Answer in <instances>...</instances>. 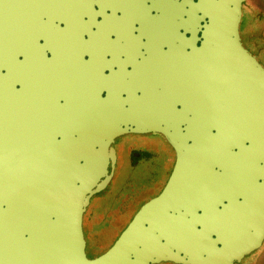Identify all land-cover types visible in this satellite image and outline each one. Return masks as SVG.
I'll list each match as a JSON object with an SVG mask.
<instances>
[{
	"label": "water",
	"instance_id": "water-1",
	"mask_svg": "<svg viewBox=\"0 0 264 264\" xmlns=\"http://www.w3.org/2000/svg\"><path fill=\"white\" fill-rule=\"evenodd\" d=\"M194 14L178 81L130 113L104 100L99 120L95 103L76 101L66 119L34 122L14 77L0 80V264H242L263 247L264 65L242 43L257 23L247 0H198ZM127 132L161 135L177 162L164 190L89 258L85 213Z\"/></svg>",
	"mask_w": 264,
	"mask_h": 264
},
{
	"label": "flooded vegetation",
	"instance_id": "flooded-vegetation-1",
	"mask_svg": "<svg viewBox=\"0 0 264 264\" xmlns=\"http://www.w3.org/2000/svg\"><path fill=\"white\" fill-rule=\"evenodd\" d=\"M197 2L0 0V80L5 76L14 77L12 81L20 90L22 100H31L34 122L66 119L68 103L76 101L95 103V116L99 120L104 100H114L119 108L130 113L136 98L151 89L160 92L167 83V74L174 77L177 70L180 74L182 57L193 54ZM133 5L136 10L132 9ZM256 18L260 25L259 17ZM123 23H127L126 27ZM259 25H255L248 38L255 48L261 41L254 37ZM124 28L128 30L124 32ZM242 43L247 48L244 38ZM113 146L116 164L106 189L118 180L121 165L141 170L148 186L169 167L164 190L177 162V152L168 141L152 132H127L117 137ZM157 167L162 168L158 173ZM161 192L151 195L136 212ZM84 234L88 244L86 217Z\"/></svg>",
	"mask_w": 264,
	"mask_h": 264
},
{
	"label": "rangeland",
	"instance_id": "rangeland-1",
	"mask_svg": "<svg viewBox=\"0 0 264 264\" xmlns=\"http://www.w3.org/2000/svg\"><path fill=\"white\" fill-rule=\"evenodd\" d=\"M249 2L253 12V14L251 13L252 16L255 20H257L256 17L258 16L260 21L254 37L261 39V41L258 48L252 45L251 39H248L249 36H244V41L247 48L264 65V52L260 53L261 50L264 51V0H249ZM247 7L249 13L248 2ZM172 78L174 77L172 76ZM167 84L174 85V80L171 83L167 82ZM159 169L162 168L157 167V173ZM169 169L167 167L166 173L159 175L153 181L154 183L148 186L141 176V170L132 169L129 166L122 167L120 165L118 180L115 184L110 189H105L93 196V202L87 208V216L85 217L88 244L86 252L89 257L95 258L103 254L115 243L144 201L151 197V195L153 196L163 190L162 187L169 175ZM160 264L174 263L163 262ZM242 264H264V245L252 256L247 257Z\"/></svg>",
	"mask_w": 264,
	"mask_h": 264
},
{
	"label": "bare ground",
	"instance_id": "bare-ground-1",
	"mask_svg": "<svg viewBox=\"0 0 264 264\" xmlns=\"http://www.w3.org/2000/svg\"><path fill=\"white\" fill-rule=\"evenodd\" d=\"M88 1H89V0H88ZM151 1H152V0H151ZM185 1H186V0H185ZM187 1H188V0H187ZM185 3H186V2H185ZM125 5H126V4H125ZM128 7H131V5H129ZM133 7H134V5H133ZM132 9H135V7L132 8ZM132 9H131V11H132ZM117 10H118V9H117ZM124 10H125V9H124ZM135 10H136V9H135ZM126 11H127V10H126ZM128 11H130L129 8H128ZM133 11H134V10H133ZM133 11H132V12H133ZM139 11H140V10H139ZM183 11H184V10H183ZM187 11H188V10H187ZM191 11H192V10H191ZM191 11H190V12H191ZM180 12H181V11H180ZM184 12H186V11H184ZM123 13H124V12H123ZM186 13H187V12H186ZM125 14L127 15V12H126ZM128 14H129V12H128ZM131 16H132V15H131ZM133 16H134V15H133ZM187 16H188V15H187ZM188 17H189V16H188ZM130 18L132 19V17H129V20H130ZM134 18H135V17H134ZM60 19H61V18H59V20H60ZM127 20H128V19H127ZM186 20H187V19H186ZM121 21H122V20H121ZM123 21H126V20H123ZM139 21H140V20H139ZM188 21H189V19H188ZM190 22H192V21H190ZM66 23H67V22H66ZM187 23H188V22H187ZM123 24H124V23H123ZM125 24H127V23H125ZM125 24H124V25H125ZM188 24H189V23H188ZM191 24H192V23H191ZM95 25H96V24H95ZM98 25H99V24H98ZM116 25H117V24H116ZM119 25H120V24H119ZM121 25H122V23H121ZM124 25H123V26H124ZM183 26H184V25H183ZM186 26H187V25H186ZM125 27H126V25H125ZM97 28H99V27H97ZM127 28H129V26H127ZM127 28H126V29H127ZM183 28H185V27H183ZM121 29H122V28H121ZM126 29L124 28V32H125ZM137 29H138V28H137ZM140 29H141V28H140ZM185 29H187V28H185ZM122 30H123V29H122ZM122 30H121V31H122ZM127 30H128V29H127ZM138 30H139V29H138ZM113 32H114V31H113ZM115 32H116V31H115ZM117 32H118V31H117ZM124 32H123V34H124ZM90 33H91V32H90ZM126 33H127V32H126ZM116 34H117V33H116ZM121 34H122V32H121ZM88 35H90V34H88ZM104 35H105V34H104ZM104 35H103V36H104ZM124 35H125V34H124ZM124 35H123V36H124ZM90 36H91V35H90ZM100 36H101V35H100ZM120 36H121V35H120ZM126 36H127V35H126ZM101 38H102V37H101ZM107 38H108V37H107ZM99 39H100V38H99ZM100 40H101V39H100ZM103 41H104V40H103ZM114 42H115V40H114ZM94 43H95V42H94ZM102 43H105V41L102 42ZM102 43H101V44H102ZM95 44H97V43H95ZM95 44H94V45H95ZM115 44H116V43H115ZM98 45H99V44H98ZM131 45H132V44H131ZM183 45H186V42H185V41H183ZM188 45H189V44H188ZM95 46H97V45H95ZM102 46H103V44H102ZM116 46H117V45H116ZM83 47H84V46H83ZM88 48H89V46H88ZM90 48H91V46H90ZM82 49H83V48H82ZM82 49H81V50H82ZM92 49H93V48H92ZM86 52H87V50H86ZM172 54H173V53H172ZM172 54H171V55H172ZM65 55H66V54H65ZM171 55H169V57H171ZM163 56H166V55H163ZM63 57H64V56H63ZM66 57H67V56H65V58H66ZM44 59H45V58H44ZM170 59H171V58H170ZM170 59H169V61H170ZM162 60H163V59H161V61H162ZM166 60H167V59H166ZM166 60L164 61V65H165V63H167ZM184 60H185V59H184V56H183V57H182V61H181V63H182ZM159 61H160V60H159ZM169 61H168V62H169ZM44 63H45V62H44ZM49 63H50V62H49ZM52 63H53V61H52ZM57 64H58V63H57ZM158 64H159V63H158ZM160 64H163V63L160 62ZM42 65H43V64H42ZM42 65H41V66H42ZM49 66H50V65H49ZM37 67H38V66H37ZM178 75H179V74H178V70H177V73H176V71H175V76H174V78H172V75H171V74H170V75L167 74V76L165 77V80H166L167 82H170V83L174 80V83H175V82H176V79H177V77H178ZM166 85L170 86L171 84H167V83H166V84L163 85L162 87H164V86H166ZM153 93H154V91L151 89L149 92L145 93V95H146L147 97H150ZM245 186H247V185H245Z\"/></svg>",
	"mask_w": 264,
	"mask_h": 264
},
{
	"label": "crops",
	"instance_id": "crops-1",
	"mask_svg": "<svg viewBox=\"0 0 264 264\" xmlns=\"http://www.w3.org/2000/svg\"><path fill=\"white\" fill-rule=\"evenodd\" d=\"M250 13V12H249ZM250 15L252 16V14L250 13ZM256 23H257V25H258V21L256 20ZM255 28V27H254Z\"/></svg>",
	"mask_w": 264,
	"mask_h": 264
}]
</instances>
